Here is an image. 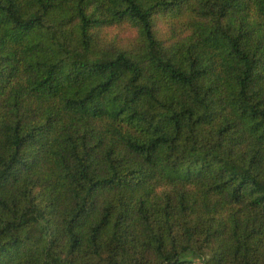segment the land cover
Segmentation results:
<instances>
[{"label": "trees", "instance_id": "1", "mask_svg": "<svg viewBox=\"0 0 264 264\" xmlns=\"http://www.w3.org/2000/svg\"><path fill=\"white\" fill-rule=\"evenodd\" d=\"M0 264H264V0H0Z\"/></svg>", "mask_w": 264, "mask_h": 264}, {"label": "rangeland", "instance_id": "2", "mask_svg": "<svg viewBox=\"0 0 264 264\" xmlns=\"http://www.w3.org/2000/svg\"><path fill=\"white\" fill-rule=\"evenodd\" d=\"M158 27L162 31H165L164 26L160 23L158 24ZM104 36L108 41H116L117 45L126 46L130 45L134 41L137 37V33L130 25H121L108 31Z\"/></svg>", "mask_w": 264, "mask_h": 264}]
</instances>
